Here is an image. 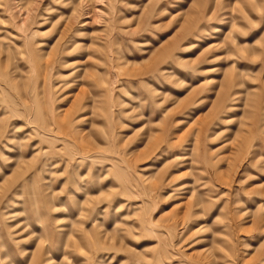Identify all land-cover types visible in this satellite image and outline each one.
I'll return each instance as SVG.
<instances>
[{"label":"rangeland","instance_id":"1","mask_svg":"<svg viewBox=\"0 0 264 264\" xmlns=\"http://www.w3.org/2000/svg\"><path fill=\"white\" fill-rule=\"evenodd\" d=\"M0 264H264V0H0Z\"/></svg>","mask_w":264,"mask_h":264}]
</instances>
